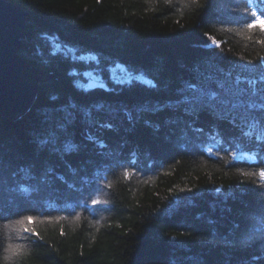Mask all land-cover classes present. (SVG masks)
I'll return each mask as SVG.
<instances>
[{"label": "trees", "instance_id": "trees-1", "mask_svg": "<svg viewBox=\"0 0 264 264\" xmlns=\"http://www.w3.org/2000/svg\"><path fill=\"white\" fill-rule=\"evenodd\" d=\"M9 1L54 77L0 115V264H264V127L183 101L264 64V0ZM87 55L140 78L84 88Z\"/></svg>", "mask_w": 264, "mask_h": 264}, {"label": "rangeland", "instance_id": "rangeland-1", "mask_svg": "<svg viewBox=\"0 0 264 264\" xmlns=\"http://www.w3.org/2000/svg\"><path fill=\"white\" fill-rule=\"evenodd\" d=\"M86 69L80 76V85L84 88L105 86L107 82L122 83L139 79L140 75L132 73L130 68L120 64L98 62L95 56L81 58ZM236 71V70H235ZM229 70L225 75L202 78L196 86L187 88L188 93L183 101L190 103L195 98L212 100L218 110H228L242 115L241 119L259 123L264 127V64L258 62L251 66L241 67L237 72ZM249 102V106L246 103ZM222 104V105H220ZM222 107L220 108L219 107Z\"/></svg>", "mask_w": 264, "mask_h": 264}, {"label": "water", "instance_id": "water-1", "mask_svg": "<svg viewBox=\"0 0 264 264\" xmlns=\"http://www.w3.org/2000/svg\"><path fill=\"white\" fill-rule=\"evenodd\" d=\"M28 13L9 0H0V115L17 119L32 107L38 84L53 75L32 67L16 51L23 47L20 27Z\"/></svg>", "mask_w": 264, "mask_h": 264}, {"label": "snow or ice", "instance_id": "snow-or-ice-1", "mask_svg": "<svg viewBox=\"0 0 264 264\" xmlns=\"http://www.w3.org/2000/svg\"><path fill=\"white\" fill-rule=\"evenodd\" d=\"M252 15L256 16L257 14H256V12H253ZM257 26H259L262 30H264V18L257 17V19L254 22L247 24V27L249 29L255 28ZM105 126L110 127L111 125H105ZM259 175L262 178H264V170H261ZM93 203H96V201H93ZM26 219L31 222L33 218L32 217H27Z\"/></svg>", "mask_w": 264, "mask_h": 264}]
</instances>
